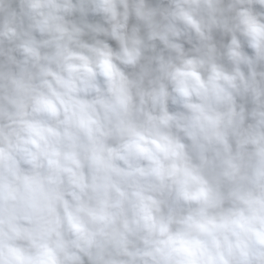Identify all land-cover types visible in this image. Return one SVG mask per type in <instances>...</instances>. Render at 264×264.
Returning <instances> with one entry per match:
<instances>
[{
  "label": "clouds",
  "instance_id": "1",
  "mask_svg": "<svg viewBox=\"0 0 264 264\" xmlns=\"http://www.w3.org/2000/svg\"><path fill=\"white\" fill-rule=\"evenodd\" d=\"M0 264H264V0H0Z\"/></svg>",
  "mask_w": 264,
  "mask_h": 264
}]
</instances>
